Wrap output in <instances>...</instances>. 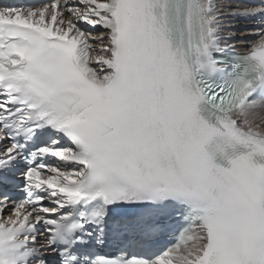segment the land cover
Returning a JSON list of instances; mask_svg holds the SVG:
<instances>
[{"label": "snow or ice", "instance_id": "obj_1", "mask_svg": "<svg viewBox=\"0 0 264 264\" xmlns=\"http://www.w3.org/2000/svg\"><path fill=\"white\" fill-rule=\"evenodd\" d=\"M257 17L0 5V264H264V27L240 55L231 24Z\"/></svg>", "mask_w": 264, "mask_h": 264}, {"label": "bare ground", "instance_id": "obj_2", "mask_svg": "<svg viewBox=\"0 0 264 264\" xmlns=\"http://www.w3.org/2000/svg\"><path fill=\"white\" fill-rule=\"evenodd\" d=\"M231 24L232 30L235 32V46L243 47L247 44H251L252 42H254L252 36L258 33V29H244L245 24L239 21L238 19L232 20Z\"/></svg>", "mask_w": 264, "mask_h": 264}]
</instances>
